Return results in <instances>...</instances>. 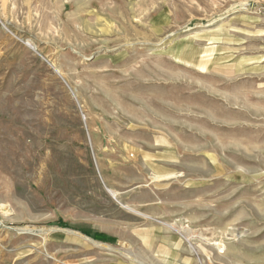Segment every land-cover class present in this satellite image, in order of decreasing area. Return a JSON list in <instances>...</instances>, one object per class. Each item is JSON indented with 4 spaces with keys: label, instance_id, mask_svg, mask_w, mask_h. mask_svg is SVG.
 Instances as JSON below:
<instances>
[{
    "label": "rangeland",
    "instance_id": "1",
    "mask_svg": "<svg viewBox=\"0 0 264 264\" xmlns=\"http://www.w3.org/2000/svg\"><path fill=\"white\" fill-rule=\"evenodd\" d=\"M0 264H264V0H0Z\"/></svg>",
    "mask_w": 264,
    "mask_h": 264
},
{
    "label": "trees",
    "instance_id": "2",
    "mask_svg": "<svg viewBox=\"0 0 264 264\" xmlns=\"http://www.w3.org/2000/svg\"><path fill=\"white\" fill-rule=\"evenodd\" d=\"M60 224L64 225V226H68V224L60 221L59 222ZM85 233H89L87 231H85ZM94 238L98 239V240H101V241H109V240H112V238H110L109 236H107L106 234H103V233H96L94 234Z\"/></svg>",
    "mask_w": 264,
    "mask_h": 264
},
{
    "label": "bare ground",
    "instance_id": "3",
    "mask_svg": "<svg viewBox=\"0 0 264 264\" xmlns=\"http://www.w3.org/2000/svg\"><path fill=\"white\" fill-rule=\"evenodd\" d=\"M28 46H30L31 45V43L30 42H28V44H27ZM114 194V193H113ZM88 238V237H87Z\"/></svg>",
    "mask_w": 264,
    "mask_h": 264
}]
</instances>
